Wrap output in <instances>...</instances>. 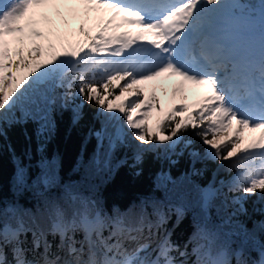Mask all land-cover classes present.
<instances>
[{
	"label": "snow or ice",
	"instance_id": "obj_1",
	"mask_svg": "<svg viewBox=\"0 0 264 264\" xmlns=\"http://www.w3.org/2000/svg\"><path fill=\"white\" fill-rule=\"evenodd\" d=\"M134 86H140L130 93L134 99H108L111 89L120 87L123 93ZM157 88L171 95L172 106L163 114ZM58 89L63 90L59 95ZM191 93L202 98L188 103ZM77 96L110 114L99 130L90 132L97 145L88 170L98 174L109 169L114 150L127 143L128 133L116 113L133 130L132 139L145 146L155 139L157 144L171 141L174 148L181 132L200 129L195 134L210 148L205 158H236L244 168L232 180L242 193L231 200L237 207L213 224L208 209L219 189L211 184L199 189V211L194 212L193 233L184 248L171 242V233L152 248V230L167 219L165 201L142 200L124 212L114 207L109 215L96 200L65 185L60 197L64 206L51 202L46 227L35 217L31 227L20 218L15 227L0 222V264H189L190 254L195 256L191 264H232L217 246L225 229L230 230L225 235L243 237L232 251L235 264H264V245L260 260L245 258L247 241L264 232V220L254 221L250 232L234 219L247 215L248 197L259 192L258 199L264 200V0H0V136L4 124L32 121L42 155V140L54 128V106L59 100L65 109ZM83 103L72 107L73 124L82 118ZM153 110L157 122L150 126ZM112 121L116 123L109 131ZM169 121L174 127L169 124L170 134H165ZM245 130L256 135L246 137ZM218 134L225 138L217 139ZM153 150L137 149L135 160ZM189 155L199 157L196 151ZM255 159L258 166L244 163ZM57 165L56 158H42L34 183L46 189L56 185ZM193 174L200 173L193 168ZM14 179L26 186V169L18 166ZM161 180L178 186L168 173H160L158 186ZM172 194L181 203L168 207L182 218L184 194L174 187L165 200ZM259 211L264 215V209ZM9 212H16L11 204L0 208V216ZM49 235L58 241L50 242Z\"/></svg>",
	"mask_w": 264,
	"mask_h": 264
},
{
	"label": "trees",
	"instance_id": "obj_2",
	"mask_svg": "<svg viewBox=\"0 0 264 264\" xmlns=\"http://www.w3.org/2000/svg\"><path fill=\"white\" fill-rule=\"evenodd\" d=\"M69 78L71 77L69 76ZM76 83L78 84V80ZM117 89H111L112 95L108 97L109 100H113L119 94ZM76 90V86H74L71 91L75 92ZM62 91V89H58L57 95ZM99 91L103 93L104 89L101 87ZM81 103H83L82 98L77 96L74 101L69 102L67 108L62 109L59 107L60 101H57L52 113L54 128L50 133L45 134L47 139L42 140L45 144L42 155L37 151L36 124L28 121L24 124L2 125L4 134L0 136V146H2L0 147V208L11 204L16 208V212H9L0 216V222L9 223L15 227L16 219L20 218L26 227H31L32 218L35 217L37 223L46 227L49 223L48 211L51 202L55 201L64 206L60 197L64 186L71 185L74 191L96 200L98 205L109 215L113 213L114 207L124 212L133 204L139 205L142 200L149 202L165 201L164 212L167 219L158 229L152 230L151 247L155 248L158 241L166 233H171V242L183 249L193 233L194 212L199 211L196 208V202L200 196L199 189L207 188L210 184L219 189L216 198L208 209L213 224H218L221 217L234 210L235 207L229 205L226 198L242 195V193L237 186L229 183V181L234 175L243 172L244 168L240 166L241 162L236 159L222 163L219 160L205 158L204 153L206 150L210 151V148L204 145L195 134L200 129L189 128L187 131L181 132L182 139L174 148L169 147L171 141L157 144L155 139L148 146H145L132 139L133 130H129L127 143L123 146L118 145L112 153L109 169L98 174L94 170H88L87 166L97 145L95 136L90 135V132L99 130L102 123L105 122V116L110 114L101 112L94 102L91 104L83 103L82 118L78 123L73 124L72 107ZM16 115L19 116L20 113L17 111ZM116 115L118 114L116 113ZM181 118L177 117L176 119ZM120 121L121 116H119V123ZM114 123L116 121L109 122V131H112L111 125ZM169 124L174 127V124L169 121L164 127L165 134H170ZM221 135L218 134L217 139ZM189 140L192 143L186 146V142ZM106 144L107 141H105ZM145 147L155 150L142 152V160L137 162L135 160L137 149ZM192 151L198 152L199 157L190 156L189 153ZM42 158L48 161L56 158L58 161L55 170L58 182L47 189L42 184L34 183L42 171L40 167ZM169 158L175 160L176 163L172 164ZM194 160L195 162H193ZM249 163L258 166L260 161L255 159ZM18 166L26 169V186L15 182L14 178ZM193 168L198 170L200 174H193ZM162 172L168 173L172 180L178 182V186H174L166 180L159 181L160 186H158L157 177ZM137 173L139 174L137 175ZM230 186L233 187V191H229ZM174 187L176 192L184 194L186 205L185 213L179 219L175 209L168 207V205L180 204L179 197L172 194L171 200H165L166 192L174 189ZM260 195L257 192L255 196L246 199L244 207L247 210V215L240 214L238 217H234V219L238 218L244 222L250 232L253 230L254 221L264 220V215L259 211L263 209L262 203L258 199ZM148 210L151 211L150 203ZM229 231V229H225L224 233ZM224 233L220 234L217 246L223 248L227 253L226 258L235 264L236 257L232 255V251L238 248L243 237L225 235ZM26 236L30 241L31 233H27ZM48 240L50 242L58 241V237L54 238L49 235ZM261 245H264V232L257 231L256 239L247 241L245 258L250 261L260 260L262 258ZM191 247L192 245L189 244V253H191ZM5 251L8 260L11 261V246H8ZM173 255L177 254L173 253ZM177 259L184 258L177 255ZM186 259L191 264L195 256L190 254Z\"/></svg>",
	"mask_w": 264,
	"mask_h": 264
},
{
	"label": "rangeland",
	"instance_id": "obj_3",
	"mask_svg": "<svg viewBox=\"0 0 264 264\" xmlns=\"http://www.w3.org/2000/svg\"><path fill=\"white\" fill-rule=\"evenodd\" d=\"M123 83H124V82L122 81V82H121V85H123ZM152 83H155V82H152ZM136 87H140V86H134L133 89H129L128 91L123 92V93L121 92V88L118 87L117 90H119V94H118L117 96H121L122 99H123L124 97H128L129 99H134L135 97H134V96H131L130 93H132ZM156 91H157V95L161 97V108H162V110H163L162 114H163V113H166V112L171 108V106H172V101H171L170 91H169L168 95H165V94L160 90V88H157ZM115 97H116V96H115ZM200 98H202V97H200L199 95H197V94H195V93H191V94H190V100L188 101V103H192L194 100H197V99H200ZM141 99H142V97H141ZM113 101L116 102V103H119V101H115V98L113 99ZM125 102L127 103V101H125ZM177 102H179V101L177 100ZM117 114H118L119 116H121L120 124H122V125L124 126L125 131L128 132L129 130H132V129H128V128H127V125H126V122L124 121L123 116L120 115L119 113H117ZM133 116H134V118H137V119L139 118V117H137L136 113H133ZM156 122H157V120H156V113H155V110H154V111L152 112V114L150 115V117H149L147 123H148L150 126H154ZM243 135L246 136V137H251V136H254V135H256V134H255V133H249V132H247V130H245V132L243 133ZM224 138H225V137H224V135L222 134L221 137H220L219 139H224ZM234 159H236V158H231V159L228 160V161H232V160H234ZM221 162L223 163L224 161H221ZM246 164H250L249 161H247ZM240 173H243V172H240ZM237 175H238V174L234 175L233 177H235V176H237ZM233 177H231V179H230V181H229V183H231V184H232ZM232 198H233V197H228V198H226V201H227V203H228L229 205H232V204H231V200H232ZM260 201H261V203H262V208L264 209V200H260ZM232 206H234V205H232ZM234 207H237V206H234Z\"/></svg>",
	"mask_w": 264,
	"mask_h": 264
}]
</instances>
